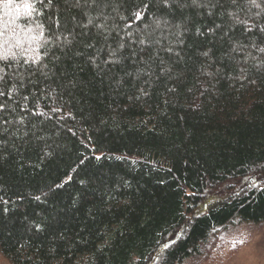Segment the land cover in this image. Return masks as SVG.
<instances>
[{"label": "trees", "instance_id": "trees-1", "mask_svg": "<svg viewBox=\"0 0 264 264\" xmlns=\"http://www.w3.org/2000/svg\"><path fill=\"white\" fill-rule=\"evenodd\" d=\"M6 2L9 264H186L264 224V0Z\"/></svg>", "mask_w": 264, "mask_h": 264}, {"label": "rangeland", "instance_id": "rangeland-1", "mask_svg": "<svg viewBox=\"0 0 264 264\" xmlns=\"http://www.w3.org/2000/svg\"><path fill=\"white\" fill-rule=\"evenodd\" d=\"M207 247L204 258L186 264H264V224L235 220L212 237ZM0 264H9L2 255Z\"/></svg>", "mask_w": 264, "mask_h": 264}, {"label": "snow or ice", "instance_id": "snow-or-ice-1", "mask_svg": "<svg viewBox=\"0 0 264 264\" xmlns=\"http://www.w3.org/2000/svg\"><path fill=\"white\" fill-rule=\"evenodd\" d=\"M39 2L41 4H43L44 0H39ZM49 2H50V0H49ZM163 3H164V6H168L167 0H163ZM3 6L5 9L14 8L17 15L19 14V10L21 8H23L26 12H28L29 15H31L32 12L36 10L32 4L25 3L22 5H14L12 0H7V2L4 3ZM5 14L8 15L10 13L6 12ZM134 16H135L136 20H141L143 18V15L141 12H135ZM91 22H92L91 19H89V23H91ZM121 47H123V45H121ZM0 79H2V77H0ZM3 94H4L3 91L0 90V95H3ZM37 199H39V197H37Z\"/></svg>", "mask_w": 264, "mask_h": 264}]
</instances>
